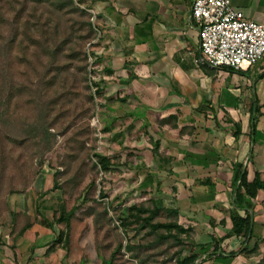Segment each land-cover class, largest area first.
Listing matches in <instances>:
<instances>
[{
  "label": "rangeland",
  "instance_id": "rangeland-1",
  "mask_svg": "<svg viewBox=\"0 0 264 264\" xmlns=\"http://www.w3.org/2000/svg\"><path fill=\"white\" fill-rule=\"evenodd\" d=\"M74 5L0 0V231L12 229V236L33 222L54 242L58 232H66L65 223L56 222L62 207L78 206L69 249L55 244L63 264H105L118 246L114 264H176L178 252L193 238L210 239L214 226L203 221L180 239L162 238L165 230L149 233L138 210L128 213L133 205L153 208L159 199L165 207L182 208L179 190L152 171L157 166L144 145L155 146L152 124L174 121L153 118L154 123L142 124L137 94L128 90L132 79L123 71L116 74L107 56L100 57L101 17L90 0ZM100 78L109 81L108 100L96 96L91 85ZM94 153L111 156L112 170L102 171ZM102 190L108 197L100 196ZM171 217L162 209L152 221ZM45 218L54 228L43 224ZM221 224L219 230L227 228ZM242 254L259 255L258 263L264 241L258 254Z\"/></svg>",
  "mask_w": 264,
  "mask_h": 264
},
{
  "label": "crops",
  "instance_id": "crops-1",
  "mask_svg": "<svg viewBox=\"0 0 264 264\" xmlns=\"http://www.w3.org/2000/svg\"><path fill=\"white\" fill-rule=\"evenodd\" d=\"M90 2L103 22L100 57L107 56L108 67L116 74L123 71L130 78L134 74L128 90L137 94V118L144 125L154 123L153 118L174 121L173 126L152 124L156 157L155 146L144 145L150 147L145 148L157 166L152 171L179 190L183 209L175 208L192 230L203 221L214 226L207 231L210 239L189 241L185 252L197 251L198 244L222 237L231 227L234 164L245 162L249 178L255 170L264 178V57L247 70L200 63L198 27L191 18L193 0ZM232 5L264 22V0H232ZM252 115H256L255 132ZM22 202L16 200L19 207ZM30 223L20 235L22 228L12 236V229L0 231V264H63L58 259L61 248L47 253L54 238L50 232ZM221 223L227 228L219 230ZM253 233L249 249L255 244L262 248L264 188L254 201ZM236 243L240 244L239 237L227 240L224 249L236 251L246 245ZM258 256H212L204 264H256Z\"/></svg>",
  "mask_w": 264,
  "mask_h": 264
},
{
  "label": "trees",
  "instance_id": "trees-1",
  "mask_svg": "<svg viewBox=\"0 0 264 264\" xmlns=\"http://www.w3.org/2000/svg\"><path fill=\"white\" fill-rule=\"evenodd\" d=\"M70 3L74 5V0H69ZM76 10H80L82 13L86 14V9H82L76 7ZM88 24L90 29H93L92 23L89 20ZM134 76V74L131 75ZM108 81L105 78H100L97 81L92 80L91 85L95 88V95L96 96H103L106 100L109 97L106 96V89H107ZM103 116V114H102ZM102 120L104 117H101ZM256 115L251 116V126L252 131L255 132L256 130ZM154 155L155 157L158 155V143L154 147ZM94 156L97 158L96 165H99L102 171L109 172L114 167V163L112 162V158L109 155L94 153ZM248 166L245 162H236L234 164L233 169V177H232V193H231V201H232V211H231V227L226 232L225 235L222 237L213 238L212 241L208 243H200L197 245V251H187L185 252L188 245L185 246L183 251L178 252V256L176 258V264H204L208 263L212 256H236L238 254H242L248 252L250 254H258L259 245L255 244L253 249H249L248 242L253 238V208H254V201L256 199L257 193L260 189L264 188V178L262 177V172L259 170H255L253 178L248 177ZM100 196L108 197V192L102 190ZM87 201V198H85ZM84 199V200H85ZM160 203L154 201L153 208H145L143 206L133 205L130 207L131 211L128 213L133 214V210H138L139 219L142 220V224L149 227V233H158L160 230H165L166 233L161 234L162 238L173 237L175 239H180L182 235L189 234L192 231V227L189 225H184L180 222V210L179 208L175 207H165L162 204L161 199H159ZM110 205V203H109ZM165 209L169 211L174 217H171L169 221L166 222H153L155 216L158 213ZM78 210V206L72 207L70 210H67L64 206L56 219V222L65 223L66 232L60 231L56 234V239L52 242L48 249L47 253H51L55 250L56 245L60 244L63 245V248L68 250L70 238L68 236V232L71 226V219L76 214ZM147 214V215H141ZM43 224L49 228H54V222L49 221L48 219L43 220ZM31 226V223L25 224L18 235L22 234L27 228ZM243 236L247 242L246 245L241 246L236 251H229L227 252L224 249V244L227 240L237 238ZM65 240V241H64ZM213 246V247H212ZM128 249H132L131 246H127ZM121 249L120 246L111 254L108 261L105 264H114L116 253ZM260 254V253H259ZM257 264H264V254L261 260Z\"/></svg>",
  "mask_w": 264,
  "mask_h": 264
},
{
  "label": "built area",
  "instance_id": "built-area-1",
  "mask_svg": "<svg viewBox=\"0 0 264 264\" xmlns=\"http://www.w3.org/2000/svg\"><path fill=\"white\" fill-rule=\"evenodd\" d=\"M191 18L198 27L200 63L247 70L264 57V22L247 17L232 0H193Z\"/></svg>",
  "mask_w": 264,
  "mask_h": 264
}]
</instances>
